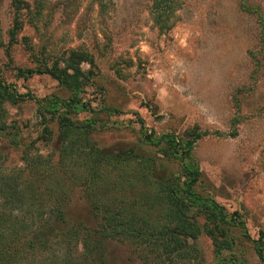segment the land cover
<instances>
[{
  "label": "rangeland",
  "instance_id": "374dc122",
  "mask_svg": "<svg viewBox=\"0 0 264 264\" xmlns=\"http://www.w3.org/2000/svg\"><path fill=\"white\" fill-rule=\"evenodd\" d=\"M21 1L22 28L10 40L13 0H0V81L23 95L0 102L2 172L23 169V157L41 158L63 179L65 197L55 193L43 203L61 208L64 232L77 228L79 240L54 256H86L80 240H92L91 230L103 221L93 203L118 196L109 192L101 199L84 185V160L68 156L62 117L85 131L90 126L81 151L133 150L146 159L140 162L146 175L159 178L179 176L181 164L161 153L164 144H146L144 135L153 131L154 140L173 135L182 142L197 136L185 160L199 170L196 193L236 212L249 238L264 243V0H164L161 11L157 0ZM72 53L84 57L83 83L65 86L43 73L54 64L63 68ZM27 70L40 74L21 75ZM73 100L90 110L57 107ZM100 172L110 181L119 173L109 165ZM192 210L189 215L202 226L203 217ZM48 218L45 213L43 220ZM229 229L234 248L218 256L204 232L191 241L198 264H261L242 230ZM96 235L101 245L92 246V253L103 255L105 264H147L124 230L107 239Z\"/></svg>",
  "mask_w": 264,
  "mask_h": 264
},
{
  "label": "trees",
  "instance_id": "16d2710c",
  "mask_svg": "<svg viewBox=\"0 0 264 264\" xmlns=\"http://www.w3.org/2000/svg\"><path fill=\"white\" fill-rule=\"evenodd\" d=\"M12 3L14 19L9 32L10 40H14L17 31L22 28L19 14L26 7L21 0H13ZM165 4L164 0L161 2L157 0L156 5H159L158 9L156 7L157 11H161ZM82 62L84 57L81 54L72 53L63 68L60 69L54 64L43 73L65 86H70L72 82L79 85L85 81L80 69ZM36 73L40 74L39 71L27 70L21 72V75L28 77ZM77 85L74 91H77ZM22 97L23 95L10 93L8 87L0 81V102L6 99L14 102ZM57 105L79 107L83 111L90 110L86 103L80 105L77 100L57 102ZM140 127L145 130L142 122ZM61 128L63 137L69 139V144L65 146L68 156L84 160L82 162L86 173L81 177L84 185L90 191L100 192L101 199L109 192L113 193L112 196H118L105 202L100 200L93 203V208L96 213L99 212V217L103 221L99 223L98 228L91 230L92 240L89 239V235L80 240L81 245L88 251L86 256L85 253L79 259H74L69 254L54 256L57 250L68 249L79 240L74 238L78 233L77 228L64 232L65 221L61 215V208L47 207L43 203L49 199V195L55 193L61 198L65 197L66 192L61 183L63 179L60 180L59 175L52 171L53 167L49 161L27 157H23L25 163L23 169L6 175L2 172L4 157L0 151V264H105L101 260L103 255L102 257L93 255L91 247L97 248L101 245V241H96V234L107 239L106 236L110 237L118 229L124 230L127 240L134 243L137 256L147 264L195 262L198 264L199 250L191 241L204 232L211 238L213 250L218 256L222 251H231L234 248V240L228 233L231 226L242 230V236L254 245L259 261L264 264L262 238L251 240L246 232L245 223L236 212L229 214L215 200L202 198L196 193L195 187L198 185L200 173L196 167H190L185 160L190 156L197 136L182 142L173 135H161L154 140L153 131L144 135L146 144L154 146L164 144L166 151L161 153L168 157L167 159L178 160L181 164L179 176L159 178L152 173L146 175L140 164L146 159L135 156L133 150L106 154L89 146L88 152L81 151L80 148L83 149L87 143L85 145L80 141L86 139L90 126H87L88 129L85 131L84 127L74 126L66 117H62ZM71 137H74L73 140ZM65 156L69 159L67 155ZM147 160L149 164L153 163L151 159ZM102 165H109L112 171L116 170L119 173L110 181L107 174L100 172ZM23 173L26 174L25 178L21 175ZM30 177L32 180L28 182ZM181 177H184L185 181L181 182ZM67 181L69 180L66 176L64 181L66 185ZM38 182L39 189H35L34 185ZM192 208L203 217L202 226L195 221V217L189 215L190 211L194 212ZM150 212L157 216L153 218L149 215ZM45 213L50 218L43 220ZM54 213L57 214L55 216L57 219L52 220L51 216ZM48 255H52V258ZM216 264L226 263L218 260Z\"/></svg>",
  "mask_w": 264,
  "mask_h": 264
}]
</instances>
